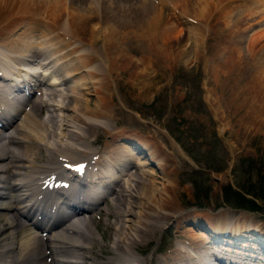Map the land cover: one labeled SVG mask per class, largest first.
Wrapping results in <instances>:
<instances>
[{"label":"rangeland","instance_id":"obj_1","mask_svg":"<svg viewBox=\"0 0 264 264\" xmlns=\"http://www.w3.org/2000/svg\"><path fill=\"white\" fill-rule=\"evenodd\" d=\"M27 1L16 0L15 3L0 7L1 21L6 20L7 17L8 19L14 17V20L8 24L11 27L5 24L3 35H0V40L3 39L2 42L6 43L5 47H8L7 53L13 58L10 57L11 62L17 60L16 66L18 68L21 60L17 58L15 53H24L26 59V51L29 48H31L30 51H35L38 50L35 48L38 46L41 49L46 46L48 48L50 45L54 46L49 44L50 40L65 44L66 49L72 51L74 58H77L76 50L80 51L78 48L83 44L81 47L84 51L79 52L78 57L88 67L87 71H92L93 68L94 72L88 74H92L91 79L95 78L94 81H98L96 88L88 91L86 103L89 110L87 106L83 113L85 114L83 118L85 116L89 118V114L90 117L92 115L99 116L97 117L98 123L88 126L89 122H85L84 118L78 121L76 130L70 129L78 133H72V136H69L68 133L71 132H65L67 139H71L70 142L73 141L72 138L77 141L75 135L81 137L79 142H75L78 147H75L76 154L79 156L78 160H83V156H85L83 152L87 149L92 150V153L100 151L104 143L109 142L115 136V132H122L126 136L140 139L149 148L152 147L155 151L160 149L165 154V159L167 158V161L162 163L161 170L155 169L158 174L162 170L165 171L168 180L171 181L167 183L166 195L168 198L165 202L166 205L160 203L161 208L166 211L162 210L158 215L154 212L156 217H153V221L160 227L159 230L150 233L152 237H143L141 238L143 240H140L142 244L139 242L137 245L127 247L130 254L134 253V259L141 260L142 264H169V262L175 264L168 257L178 244L183 241L190 242L188 234L183 235L181 233L184 230L182 226L185 224L182 221L190 216L198 221H203L208 228L210 227L208 219H215L221 214H228L231 219L240 220L239 223L242 226L248 223L251 228H258L264 234V0H159L162 5L158 7L154 0H147L144 7L152 6L150 8L153 10L152 12L147 10L148 14L146 15L148 17L145 15V18H142V13L138 8L140 4H136L137 6L133 9L123 11L119 22H113L114 24L119 23V25L121 23L122 26L115 24V28L111 25L115 30L112 32L109 30L105 35L109 40L114 38L112 41L110 40L111 42L103 37L101 39L99 36H93L96 39L92 36H87V38L79 36L83 37L79 38L76 35V38L72 31L76 29L80 32L78 29L81 27V22L77 18L73 19L72 15L76 13L64 3L62 6H65L62 10V6L60 9L57 7V13L53 8L54 14L52 16L50 6H46V8L41 5L37 6L39 4L31 2V0H29L30 2ZM49 2L51 3V0ZM92 6L97 9V4L94 3ZM202 7L206 9L204 10L205 14H203ZM158 8L161 21L157 20L158 12L156 10ZM22 11L24 14L21 13ZM55 14L57 15L55 16ZM66 19L67 22H63ZM13 22L14 24H12ZM37 24L40 25L41 31L42 26L46 29L50 25L48 30H52V33L47 34L46 30L43 29V34H41L42 32H38V28H36ZM132 24H135V27ZM157 26L160 27V30ZM131 28L133 33H131ZM252 29H255L254 32L249 33L248 36V32ZM31 30L33 31L31 32ZM80 33L84 34L83 32ZM10 34H14L12 38L18 39L20 45H23H21L20 50L22 49L24 52L11 46V41L8 40V37H11ZM135 34L136 36H134ZM65 35L66 38L64 39ZM158 36L159 38H157ZM71 37L72 39L75 38V42L79 38V44H77L78 41L75 43L79 45L78 47L71 44L73 42L70 40ZM163 37L164 41L162 40ZM157 41L158 43H156ZM28 42L31 44L29 43V45ZM26 44L27 46H25ZM33 44L37 46L34 47ZM121 44L123 45L121 46ZM15 49L20 52H14ZM155 49L159 50L158 53ZM0 50L2 51L1 48ZM45 56L43 55V57ZM67 60L69 59H62L63 65L68 63ZM90 60L91 63H88ZM39 63L41 64V61L38 59L21 64H24V67L30 71L41 72L39 70H42V65ZM62 68L61 65V71L64 69ZM97 71L104 81L100 79ZM104 71L105 73H101ZM59 72L57 74H60ZM53 77L58 78L51 74L50 79ZM43 83L38 88H34L37 92L32 95L30 100L37 98V93H42L39 91L40 89L45 91L46 85ZM102 85L104 88L101 87ZM64 86L67 88L68 84L54 87L55 91H58L55 101L57 104L60 103L59 105L65 104L66 101L64 100L66 98L63 99L64 95L60 93V91H66ZM49 90L53 92L54 89L48 88L47 91L50 92ZM93 90H96L98 94ZM102 103H105L103 105L105 107L101 106ZM109 104L110 107H108ZM108 111L110 112L107 114ZM61 112L63 113V111ZM61 112L57 111L58 120L62 119ZM39 113V119L46 120L47 110L41 109ZM99 120H102L103 123L99 124ZM81 124L84 125L82 128H80ZM107 124L109 125L107 126ZM96 127H98L97 130ZM83 130L85 134H82L84 133ZM86 135L88 136L86 137ZM84 136L87 141H85ZM83 142L85 145H82ZM88 144L89 147L86 146ZM173 147L178 152L177 155L174 154V157H172L173 151L171 150ZM36 151L37 159L35 162L37 163L42 162V158L47 155L46 153H49L43 148ZM54 155L53 158L57 154ZM229 185L244 195L249 187L256 190L258 195L263 194V196L259 195V201L254 199L260 206L259 211L249 212L229 204L224 195ZM245 196L252 199L249 195ZM119 203L116 202L115 205H120L123 209L128 207L126 201ZM113 207L109 201H106L100 205L98 211L92 214L91 221L100 243L92 246L90 258L93 260L96 258L99 261H104L107 257L114 255L109 249L113 239L111 227L115 223L114 217L110 214ZM106 209L110 210L109 215L100 211ZM124 219L127 220L128 217ZM132 235L139 238L138 234L133 233Z\"/></svg>","mask_w":264,"mask_h":264},{"label":"bare ground","instance_id":"obj_2","mask_svg":"<svg viewBox=\"0 0 264 264\" xmlns=\"http://www.w3.org/2000/svg\"><path fill=\"white\" fill-rule=\"evenodd\" d=\"M49 1L50 0H31V2L39 4L37 6H50V8H52V16L54 14L53 8H55V12L57 13V7L60 9L63 3L66 6H69L71 8L70 10L76 13L75 15H72L73 19L77 18V20L79 19L81 22V27H79L78 30L84 33L82 35L75 29L74 31H72V34H75V37L76 35L78 37L84 36L86 38L87 36H99L101 37V39L102 37L108 39L105 36L108 31L111 30L112 32V30H115V24H118V26L121 25V23L119 25V23L114 24L113 22H119L121 16L123 15V11H128V9L130 8L133 9V7L139 4L140 5L138 6V8L142 13V18H145V15L148 14L147 10H150L151 12L153 11L150 8L152 6H150L148 3L147 4L150 7H144L147 0H51V3ZM154 1L157 7L162 5L161 1ZM15 2L16 0H0V7ZM66 3H68L69 5H67ZM94 3L95 5L97 4V9L92 6ZM63 6L61 10L63 9ZM24 7L27 6L24 5ZM114 7H116V9H114ZM28 8L26 9L29 10ZM204 8L202 9L203 14H205L204 10H206ZM111 9L117 13L114 14ZM158 10L159 8L156 11L158 12ZM133 11L135 13V10ZM23 12L24 11H22L21 13ZM56 15L57 14H55V16ZM118 15L119 17H117ZM128 16L129 15L127 14V17ZM146 16L148 17V15ZM157 18V20L161 21V15L159 12ZM1 19L2 18L0 17V35H3L4 25H8L10 21L14 20V17L10 19H8L7 17L4 21H1ZM126 21L125 23H127ZM63 22H67V19ZM12 24H14V22ZM107 25H112L115 28L112 26L107 27ZM134 25L135 24H132V26ZM8 26L11 27V25ZM49 27L47 26V28L45 29L42 26L41 31L40 25L37 24L36 26V28H38V32H42L41 34H43V29L46 30L47 34H51L52 30H48ZM133 30L135 31V29ZM32 31L33 30H31V32ZM128 31L129 30H127V32ZM69 32L71 34V30ZM131 33H133V31ZM62 34L64 35V33ZM13 35L10 34L11 37H8V40L11 41L10 44L11 46H13V48L20 50V48H22V44L20 45L18 39H13ZM119 35L121 36V34ZM119 35L117 36L119 37ZM58 36L60 35L58 34ZM134 36H136V34ZM149 36L152 37L151 35ZM72 37L70 39L73 41L71 44H75L77 41V44H79V38H83L79 37L75 42V38L72 39ZM150 37L148 38L151 39ZM65 38L66 35L64 39ZM157 38H159V36ZM47 39L49 40V38ZM2 40H0V48L2 49V51L3 49L4 51H6L8 47H5L6 43L4 44ZM110 40L108 39L107 41L109 42ZM162 40H165L164 37ZM30 42H28V44ZM156 43H158V41ZM49 44H53L54 46L50 45V48H47L46 46L44 47V49H41L40 46L35 47L37 45L33 44V46L38 50L30 51L31 48H29L28 51H26V59L24 58V53H15L17 58H20L21 63H25L26 61L31 62L32 60L37 61L39 59L41 61V64H39L42 65V70H39L41 72H37V70L33 69V71H30L29 69H26L24 67L25 65L21 64L20 62V65L17 68V60H13L14 63L11 62L13 58H9V54L7 53L8 50L6 52H2L0 50V123L3 124L2 127H0V264H142L141 260L138 261V259L133 258L134 253L132 252V254H130V250L128 251L127 247L131 245H137L140 240H143L141 238H149L152 235L150 234L151 232L154 233V231L159 230L160 226L155 221H153V217H156L158 213H161L160 211L164 210L161 207L163 204H165L168 198L166 195L167 183L171 181L168 180L165 171L162 170L160 174H158L155 169L161 170L162 163L167 161V158L165 159V154L160 149L158 151H155L152 147L149 148L147 144L143 143L140 139L126 136L122 132H115V136H113L114 138L112 137L109 142L104 143L102 151H100L99 153L90 154L93 151L91 150V152L89 151V149L83 152V154L85 155L84 157L89 155L88 157L90 159L92 156L99 154L98 160L94 162L95 169H92L91 171L86 173L85 176V183L88 185V187L90 188V192L92 193L89 192V189L85 190L84 187L80 188L79 190L78 188L79 186H81V184L77 183H72L71 188L69 186L67 191L61 192V197H57V193H54V191L43 190L41 187L46 183V181L43 180L45 179L44 176L46 175V177L56 176L59 179L61 178L62 181L69 182V175H65L61 163H72V165H76L79 163L77 161H73L78 159L76 153L74 152V148L75 145H77V143L75 142H79L81 140V137L80 135H75L77 141L72 138L73 141L70 142L71 139H67L65 132H71L68 133V135L72 136V133L76 134L77 132L73 130H76V126L79 120L85 118L84 121L89 122L88 126H91L98 123L97 117H99H95L93 115L92 117H90L89 114V118H87L88 116H85L83 118V116L85 115L83 114L85 112V108L88 106L86 103L88 100L86 97L89 94L88 91H91L90 89H95L98 82H96V80L94 81L95 78H90L92 77V74H89L92 73V71L94 72L93 68L92 71H87L88 67L86 66V64L84 65V63H82L81 61L82 59L80 60L78 57V55H80L79 52H82L83 50V48L81 47L83 44L80 43L81 46L75 44V46H79L78 49L80 50H76V53L78 54L77 58H74V53L72 51H68L66 49L65 44L63 45L58 41L52 42L51 40L49 41ZM43 45L45 44L43 43ZM122 45L123 44H121V46ZM25 46H27V44ZM20 51L16 50L14 52ZM158 51L159 50H157V53ZM42 54L46 56L43 57ZM157 56L159 57L160 55ZM66 58L69 59L67 60L68 63L63 65L62 59ZM88 63H91V60ZM61 65L64 68H62V71L60 70ZM133 70L135 71V69ZM58 71H60V74H57ZM101 73H105V71ZM51 74L56 75L58 78L53 77L50 79ZM131 74L133 73L131 72ZM98 75L95 76L98 77ZM4 76L7 78H4ZM44 80H46V82L43 83ZM42 83L46 85L45 91H42L40 89L39 91H41L42 93H37V98H35L34 100H30L31 95L37 92L34 88H38ZM106 83L108 82L106 81ZM17 84L20 85V88ZM64 84H68V89L64 86L66 88V91H60V93L64 95V97H62L63 99L66 98L64 99L66 101L65 104L63 103L62 105H59L60 103L57 104L55 101L58 91H55L54 87ZM98 86L100 87V85ZM99 87L97 88V90L99 89ZM101 87H103V85ZM48 88H53V92H51L50 90V92H48ZM93 91L98 94L96 90ZM6 93L7 96L4 98V96L2 95ZM7 97L10 98L7 99ZM15 97L24 98V102L25 99H27L25 103L20 104L16 102V100L14 102ZM104 104L102 103L101 106L105 107L103 106ZM110 106L111 105L109 104L108 107ZM41 109H45L48 112L46 120L39 119V111ZM57 111H63V113L61 112L62 119L59 118L60 120H58L57 118ZM109 112L110 111H108L107 114ZM110 117L112 118V116ZM99 121V124L103 123L102 120ZM106 122L108 121L106 120ZM108 125L109 124H107V126ZM83 126L81 124L80 128H82ZM97 128L98 127H96V130ZM82 132H84L82 134H85L84 130ZM87 136L88 135H86V137ZM85 141H87V139ZM84 142L82 143V145H85L86 142ZM86 146L89 147V144ZM86 146L84 147L86 148ZM40 148L48 150L49 153H46L47 156L45 157L43 162H41V164H38L37 162H35V160L37 159L36 150H39ZM171 150L173 151V155L170 152L169 154H171L172 157H174V154L177 155L178 152L177 149L175 151V147H173ZM54 152L59 153L60 156L58 158L62 157V159L64 160H61V162L54 161ZM84 161L85 160L81 162ZM156 185L158 186L156 187ZM108 191H110V194L114 195V207L112 212L106 209L107 211L104 214L109 215L108 212H110L112 217H114L115 219V223L113 224V227H111L113 229V239L111 238L112 241L109 248L114 253V255L111 257H107L104 261H99L96 258L95 260H93L92 258H90L92 246L96 244L98 245L100 243L97 239L98 237L96 229L91 221V215H88L91 212L90 209L93 210L92 212L97 210V208H94V206L102 198V194L108 193ZM125 201L128 202V207L123 209L122 207H120L121 204L119 202ZM116 202H118L120 205L116 206ZM160 203L162 204L161 206ZM154 212H156L157 214L155 215ZM165 215L167 216V214ZM225 215L221 214L215 219H208L209 222H207L210 224V227L208 228L207 226H205V223H203V221H198L196 218H191V216L182 221L185 222V224L182 226L184 230L181 233L183 235L185 233L188 234L190 242L187 243V241H183L181 242V244H178L174 251L170 252L168 259L175 264H264V234L262 233V231H260L258 228H251L248 223H246L245 226H242V224L239 223L240 220H233L228 214ZM20 217H25L28 222H22L20 220ZM126 217H128L127 220L124 219ZM78 221H82L83 223H77ZM159 222L161 221L159 220ZM39 231L40 233L46 232L47 235H45V238H42L41 235L38 234ZM204 231H209V233L207 234ZM133 233L138 234L139 238L134 237L135 235H132ZM140 233L142 234L141 236L139 235ZM43 245L46 247L45 250L47 253H45V251H41V247ZM130 258H132V260H130Z\"/></svg>","mask_w":264,"mask_h":264},{"label":"trees","instance_id":"obj_3","mask_svg":"<svg viewBox=\"0 0 264 264\" xmlns=\"http://www.w3.org/2000/svg\"><path fill=\"white\" fill-rule=\"evenodd\" d=\"M224 195L227 198V202H229V204L233 205V207H238L240 209L247 210L250 212L259 211L260 206L254 201V199L259 201V199H260L259 195L263 196V194L258 195L256 193V190L249 187V190H247L245 192V195L251 196L252 199H248L244 194L234 190L230 185L227 186V190H226ZM228 198H229V200H228ZM234 202H236V203H234ZM234 204H236V205H234Z\"/></svg>","mask_w":264,"mask_h":264}]
</instances>
